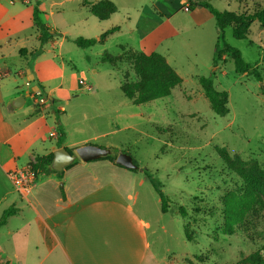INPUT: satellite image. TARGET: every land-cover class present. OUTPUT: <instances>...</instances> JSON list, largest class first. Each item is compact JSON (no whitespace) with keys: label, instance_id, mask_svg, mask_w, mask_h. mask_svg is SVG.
<instances>
[{"label":"rangeland","instance_id":"obj_1","mask_svg":"<svg viewBox=\"0 0 264 264\" xmlns=\"http://www.w3.org/2000/svg\"><path fill=\"white\" fill-rule=\"evenodd\" d=\"M85 1L100 0H0L9 9L4 20L10 25L0 31V57L6 54L3 62L10 69L3 79L26 68L36 73L33 83L62 87V100L51 104L52 93L44 95V100L47 113L51 108L58 110L53 122L64 130L70 151L83 144L114 147L118 153L132 155L140 168L157 178L169 198V211H162L160 197L148 180L136 205L154 230L151 235L162 262L189 264L186 260L192 259L193 264H239L256 250L264 256V179H245L220 154L224 147L231 156L255 159L264 167V28L260 22L252 23L246 38H236L233 27L227 26L225 38L258 67L262 81L237 72L227 55V62L214 66L216 18L205 8L188 10L191 0H111L116 11L104 20L92 14ZM203 1L235 12L264 7V0ZM36 6L42 20L55 27L57 43L49 39L42 44L36 37ZM11 13L17 16L12 18ZM114 26L119 29L92 46L75 42L78 37L99 39ZM23 46L42 47V52L35 58L24 57L19 53ZM132 50L162 54L183 78L182 84L165 97L132 103L121 89L122 83L138 79ZM104 52L120 54L121 59L115 64L103 61ZM201 76H212L219 89L229 92L227 114L213 111ZM9 86L16 88L12 82ZM28 88L25 79H18L17 90L22 93ZM50 145L51 140L43 142L38 151ZM246 191L257 194L263 206L235 222L225 209L228 198ZM180 207L187 216L178 213ZM33 215L24 224L23 219L19 221L18 233H0V250L6 254L0 264H35L40 236ZM57 257L43 264H64Z\"/></svg>","mask_w":264,"mask_h":264},{"label":"crops","instance_id":"obj_2","mask_svg":"<svg viewBox=\"0 0 264 264\" xmlns=\"http://www.w3.org/2000/svg\"><path fill=\"white\" fill-rule=\"evenodd\" d=\"M7 13L9 9L0 2V31L10 27L4 20ZM15 16L17 14L11 13L12 18ZM47 25L55 28L52 24ZM39 35L37 28L36 37ZM64 41L63 37L60 43ZM22 48L27 49V53L21 52ZM31 51L26 46L19 49L24 57ZM5 55L2 53L0 57V217L10 207L17 210L0 226V233L8 236L18 233L23 221L33 212L40 236V252L34 256L35 264L54 262L53 256L57 255L64 264H166L155 250L151 235L154 230L136 205L141 187L150 181L143 170H131L109 159L79 160L64 169L62 176L39 171L32 192L27 196L16 190L8 175L10 170L26 165L34 157L47 156L59 147L68 149L66 134L61 145L58 144L59 128L52 118L55 111L51 108L47 113L44 100V95L52 93L57 103L65 95L62 87L46 85L44 81L33 83L36 73L30 69L20 68L9 80L3 79L10 70L6 61L3 62ZM18 79H25L29 87L22 93L17 90ZM11 82L15 89L9 86ZM20 95L24 96V103L13 106L12 101ZM28 99H31L29 104ZM60 110L64 111L63 105ZM50 140L52 145L40 153L39 145ZM112 144L108 143V146ZM161 227L166 230L164 224ZM0 251L2 260L6 254L2 249ZM14 255L23 261L20 255Z\"/></svg>","mask_w":264,"mask_h":264},{"label":"trees","instance_id":"obj_3","mask_svg":"<svg viewBox=\"0 0 264 264\" xmlns=\"http://www.w3.org/2000/svg\"><path fill=\"white\" fill-rule=\"evenodd\" d=\"M85 3L90 5L92 14H94L101 20L109 18L116 11V6L111 0H100L97 3L85 1ZM189 4L190 6L188 7V10L205 8L209 10V12L216 18V26L219 34L214 50V66L216 67L218 62L221 60L227 62L228 60L224 58V55H227L233 60L237 72L252 75L258 81H262V75L258 67L246 61L241 50L230 45L226 41L225 28L227 26H232L233 34L236 38H246L247 31L255 20H258L264 28V7L254 12H235L227 9L220 10L216 8L210 1L191 0ZM33 17L35 26L40 30L39 39L41 43L43 44L49 39H52L55 36L56 32L42 20L40 11L37 6L34 8ZM118 29L119 26H114L108 29L101 34L99 39L78 37L75 39V42L79 46L83 47L92 46L98 41H103L109 34ZM23 51H26V49L22 48L21 52ZM41 52L42 47L33 49L30 54L32 58H35ZM131 52L135 60L134 69L138 76V79L122 83L121 89L123 93L129 98V100L132 101V103L139 105L165 97L171 93V90L174 87L182 84L183 78L167 62L162 54L156 51L146 53L142 51L132 50ZM120 59V54L113 55L108 52H104L102 55L103 61L113 64L117 63ZM199 81L204 89L205 95L208 98L213 111L220 116L227 114L230 111L229 92L225 89H219L215 85L212 76H201L199 78ZM55 112H58V110L55 109ZM59 133L58 144L61 145L65 138V132L60 126ZM220 154L226 161V163L229 164L231 168L238 171L245 179H248L249 181H255V179H257L258 177L264 179V167H261L257 160L254 159L245 161L242 160L239 155L231 156L224 147L220 148ZM53 156V153H50L47 156H37V162L36 164H34V167L39 171L55 172L59 176H62L63 171H54L50 167ZM99 159H109L113 162H116L115 158L111 156ZM118 165L125 167L121 164ZM143 171L150 179L155 191L160 197L162 211L168 212L169 198L163 192L160 182L148 171V169L143 168ZM262 206L263 204L257 194L251 191H246L244 192V194L239 196H230V198H228L227 206L225 209L232 220H234L235 222H241L249 215V213H253ZM16 210L17 209L14 207H10L5 210L0 217V226L4 225L8 216L14 214ZM178 213L184 217L187 216V212L183 207L179 208ZM186 238L190 240L189 235H186ZM186 262H188L189 264H193L192 259L186 260ZM8 263L9 262H3L2 264ZM169 264H172V262H169ZM239 264H264V256L261 250H256L243 257L240 260Z\"/></svg>","mask_w":264,"mask_h":264},{"label":"water","instance_id":"obj_4","mask_svg":"<svg viewBox=\"0 0 264 264\" xmlns=\"http://www.w3.org/2000/svg\"><path fill=\"white\" fill-rule=\"evenodd\" d=\"M31 78H34V74L31 73ZM38 88V92L42 90ZM51 104H54V96H48ZM24 96H17L13 101L12 105L15 107H19L24 103ZM55 111V110H54ZM54 156L51 161L50 167L54 171H63L68 166L76 163L81 160L84 162L95 160L103 157H114L118 164H121L129 169H139L138 164L134 161V158L129 153L120 152L118 153L114 147H102L95 144H83L77 146L74 151L68 150L66 147H59L54 150Z\"/></svg>","mask_w":264,"mask_h":264},{"label":"built area","instance_id":"obj_5","mask_svg":"<svg viewBox=\"0 0 264 264\" xmlns=\"http://www.w3.org/2000/svg\"><path fill=\"white\" fill-rule=\"evenodd\" d=\"M36 159L34 157L26 165L18 166L8 172L14 187L23 196H27L32 192L37 180L39 170L34 167V164L37 162Z\"/></svg>","mask_w":264,"mask_h":264}]
</instances>
